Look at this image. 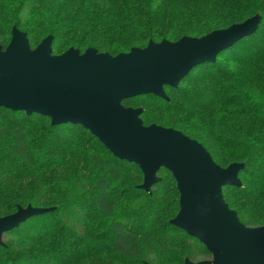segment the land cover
<instances>
[{"label": "trees", "instance_id": "16d2710c", "mask_svg": "<svg viewBox=\"0 0 264 264\" xmlns=\"http://www.w3.org/2000/svg\"><path fill=\"white\" fill-rule=\"evenodd\" d=\"M253 17V33L193 67L177 87H164L167 100L141 95L122 105L143 107L144 126L180 132L222 169L242 164L240 186L223 188L222 197L241 224L257 228L264 225V0H0V45L8 47L16 28L32 49L51 36L54 56L92 48L116 57ZM157 176L148 192L140 167L116 158L84 127L0 107V218L29 206L53 209L3 235L0 264L210 260L170 224L179 193L168 171Z\"/></svg>", "mask_w": 264, "mask_h": 264}, {"label": "water", "instance_id": "95a60500", "mask_svg": "<svg viewBox=\"0 0 264 264\" xmlns=\"http://www.w3.org/2000/svg\"><path fill=\"white\" fill-rule=\"evenodd\" d=\"M257 24L253 17L199 39L150 42L116 57L92 48L54 56L51 36L32 49L27 35L14 28L8 47L0 45V107L48 117L52 126L84 127L116 158L140 167L141 188L148 192L159 181L157 174L168 171L179 193V211L170 224L210 255V260L184 264H264V225L245 227L222 197L223 188L240 186L243 165L222 169L196 141L171 129L146 127L143 109L122 105L141 95L167 100L164 87H177L193 67L213 62ZM50 211L29 206L0 218V245L6 232Z\"/></svg>", "mask_w": 264, "mask_h": 264}, {"label": "rangeland", "instance_id": "374dc122", "mask_svg": "<svg viewBox=\"0 0 264 264\" xmlns=\"http://www.w3.org/2000/svg\"><path fill=\"white\" fill-rule=\"evenodd\" d=\"M49 37V36H48ZM41 44V43H40ZM39 44V45H40ZM5 50V49H4ZM137 109H143L144 110V108L143 107H139V108H137ZM154 124H152L151 126H153ZM155 126H157V125H155ZM150 127V126H149ZM159 127V126H158ZM158 177V176H157ZM159 178V177H158ZM2 241H3V238H2ZM176 242H180V243H183V241L181 240V239H179V238H177L176 240H175ZM184 244L186 245V247H187V249H188V251L193 255L192 257H194V256H196L197 254H198V250H197V248H196V246L194 245V244H190V243H185L184 242ZM147 245V243L146 242H143L142 244H141V247H145ZM185 260L186 261H189L187 258H184V263H185ZM189 262H191V263H197L196 262V260H194V261H189Z\"/></svg>", "mask_w": 264, "mask_h": 264}]
</instances>
